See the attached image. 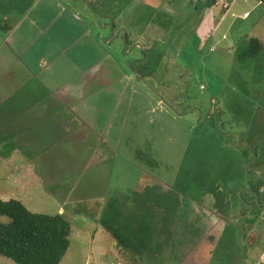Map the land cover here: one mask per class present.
Masks as SVG:
<instances>
[{
    "label": "rangeland",
    "instance_id": "374dc122",
    "mask_svg": "<svg viewBox=\"0 0 264 264\" xmlns=\"http://www.w3.org/2000/svg\"><path fill=\"white\" fill-rule=\"evenodd\" d=\"M32 1L27 0L26 4ZM60 1L69 3V5L77 1L82 17L96 19L92 12L87 11L88 7L81 0ZM102 1L108 6V10L105 11L115 17L117 25L122 29L127 25L131 28V32L141 33V29L135 27L138 26L139 21L142 23L144 18H151V15L143 10L140 13L137 10L134 11L137 5L132 0ZM137 1L143 2L146 0H135V2ZM161 1L168 9L169 0ZM170 1L173 9H175L172 11L174 14L179 15L181 24H184L187 17H200L203 12L200 10L201 6L197 10H193L189 4H187V7L182 6L187 0ZM204 1L202 0V3ZM130 2L132 4L128 8L131 11H124V5ZM235 2V9L232 12H236L237 6L244 5L241 0H234L231 6ZM1 3H3V8L5 5L10 4L8 0H0ZM146 4L157 5V2L147 0ZM190 4L194 6L198 3L193 0ZM251 7L252 5H246L245 9L250 10ZM262 8H259L251 19L242 23L244 32L241 34L237 33L239 22L236 20L237 18L231 16L230 12L224 10L221 6L214 8L212 11L205 10L203 16L210 17L205 24L200 27L196 25L197 29L194 28L193 30L187 27L188 32L183 29L182 39L176 48L177 51L170 48L167 51L168 55L173 56L174 59L177 58L181 66L179 69L186 75L185 78H182L185 81L181 82V87L188 84V92L184 96L193 98L195 95H200V83L206 85L203 90H206L207 93H214L216 90L224 91V96L228 97V106H232L233 115L235 117L243 116L245 122L249 123L248 128L245 129L248 131L249 140H252L250 136L252 133L258 139L257 144L260 141L263 142L258 147L259 159L257 162L253 160L254 162L246 164V161L252 158L251 151L246 150L252 148L250 145L236 144L229 139L221 138L217 134L212 135L206 142L197 137V141L192 142L185 156L184 150L181 151V144L177 143L180 140H176L175 144L169 139L160 142L157 135H151V131L141 133L146 125L147 127H155L163 124L156 120L154 125L145 123L137 133L126 130L122 136L123 141L120 150L114 153L117 159L113 160V163L108 162V166L104 162L107 156L104 155L106 153H103L102 149H100L101 151L84 154V147L81 144L77 147L69 146L71 143L61 147L62 150H60V147H56L57 152H52L50 156H47L49 159L45 164V156L38 157L43 154L42 150H34L36 146H27L25 145L27 143L24 144L23 142L19 144L24 145L25 150L31 147L32 153L28 154L34 155L36 160L27 157L20 147L19 151L14 150L9 156H4L3 153L7 149L15 146L9 145V140L5 141L6 136H9V131L3 128L0 123V198L5 199V201L10 199L21 201L29 210L35 213L65 215L71 222L72 233L69 250L60 264H129L127 258L117 247L116 241L100 226L96 218H93V215L99 216L108 199L119 198L123 200L126 197H131L127 211L133 210L139 214L147 212L146 215L153 214L155 241L160 242L165 247L164 254L155 256L153 253L146 252L138 256V261L140 259L139 262L142 264H209V260H211L210 264H252V250H248V247H242L238 242L228 241L221 243L219 248H209L210 245L204 235L203 219H201L199 213H195V209L193 211L191 207H189V210L187 209L189 201L185 197L189 196L195 201L204 202L210 199L208 194H212L210 189L211 177L214 175V170L220 166H223L219 180L221 182L220 192L217 194L220 202L224 200L229 190L235 191L243 185V176L244 179L245 176L252 177L254 181L259 179L255 175L254 171L256 170L252 169L261 164V158L264 157V8ZM18 9L27 11V9ZM18 9L6 15L8 25L15 24L19 14ZM42 12L43 8L37 6L31 12L30 18L35 19ZM152 13L156 14L153 10ZM52 16H54V12H51L46 19L48 20ZM98 18L96 21H98ZM133 19L135 20L134 23ZM101 20L105 19L99 18L100 22ZM3 21L4 17L0 15V24H3ZM235 21H237V24L231 28ZM31 22L25 20V25L29 26ZM106 22L109 23L110 28L111 21L105 20V24ZM228 25L230 27L227 30ZM118 32L120 31L118 30L116 34ZM0 33L5 39L7 35L5 31L1 30V26ZM25 33H29V31L26 30ZM108 34L109 29L107 28L101 31L102 37L108 36ZM122 34H119L118 40L113 41L114 50L111 51V57L112 59L116 57L122 69L129 73V63L126 64V61H128V58L130 60L132 58L139 59L140 55L138 49L130 51V54L126 51L122 52V45L124 44ZM207 34L210 37L205 41L204 47H201L202 36ZM17 36H20V33ZM193 37L200 41L199 48L192 46ZM251 38L260 41L263 47L262 54L255 60L248 59L246 62H242L238 59V52L242 51L246 42ZM107 39L101 44L99 42L102 48L109 44V41L105 42ZM188 43L189 45H187ZM161 46L164 47V44ZM175 46L176 44L173 49H175ZM107 52L109 53V50ZM109 63H112V60H109ZM2 64L0 71L3 74V70L9 66V62L3 61ZM143 67L140 66L142 69ZM154 74L160 77L159 67ZM177 74L173 79H176ZM51 77L53 82L62 80V78H57L56 74L52 76V72ZM195 79L199 81V84H196ZM23 107V104H19V109ZM56 107L62 109L58 104H56ZM19 109L12 111L8 107L10 114L11 112H17ZM257 114L258 118L256 119ZM78 116L80 117V114ZM84 120L87 124L94 125L95 128L98 127V123L103 124L110 121L107 106L105 107V114L102 110L97 109L96 113L87 112ZM254 121H256V127L252 126ZM177 124H180L175 127L178 128L177 130L189 132L179 122L172 124V127ZM72 129L76 133L80 130V127L75 129L72 127ZM172 130L174 129L172 128ZM170 131L171 129L166 128L163 134L170 136ZM259 135L263 138L260 139ZM73 136H75L74 133ZM177 136L180 137V134L177 133ZM104 137L101 136V138ZM51 138L52 145L55 146L56 144L53 143L55 138L59 139V142L64 139L63 135L58 133H54ZM101 138L96 136L95 141L100 142ZM108 141L111 142L110 139ZM225 142L229 143L230 146H226L222 151L216 150V147L219 148ZM161 145L165 147H161ZM114 146L116 145L114 144ZM85 149L89 148L86 147ZM94 149L95 146L91 148V150ZM97 154L101 155L100 159L96 157ZM90 156L92 157L89 158ZM200 157V160L195 161V158ZM212 157L217 158V160L209 163L208 161ZM87 159L90 162L86 167L83 164ZM217 161L221 165L216 164ZM250 166L253 167L249 169ZM190 175L195 177L192 180L185 179ZM160 181L167 183L171 188L175 186L179 193L172 194V197H163L161 191L156 188V186L160 188ZM163 190H165V193L172 191L168 188ZM132 199H134L135 205ZM236 204L241 206L240 201H236ZM60 210L62 213H59ZM0 223L8 224L9 219L0 216ZM243 248L248 251V259L245 258ZM260 248L263 249H261V254L258 257L255 256V262L264 264L263 242ZM193 250L194 252H192ZM133 260L131 258V261ZM0 264L16 263L0 255Z\"/></svg>",
    "mask_w": 264,
    "mask_h": 264
},
{
    "label": "flooded vegetation",
    "instance_id": "af4514ba",
    "mask_svg": "<svg viewBox=\"0 0 264 264\" xmlns=\"http://www.w3.org/2000/svg\"><path fill=\"white\" fill-rule=\"evenodd\" d=\"M89 1L93 6L94 12L97 13V15L95 14L97 18L108 20L110 16L114 24L113 28H109L110 25L108 22H106V24L105 20H101L100 22L98 18V25L101 26L104 24V28L109 29L108 36L104 37V39L101 38V42L103 43L107 38L105 42L110 40L114 41L115 39L118 40L119 34L123 33L122 35L124 37L125 32L126 43L122 45V52L126 51L130 54V51L138 49L140 55L139 59L132 58L130 60L128 58V61H126V64L129 63V73L124 69L129 78L127 81L128 95L126 94L125 98L119 104H116L119 97L114 95L108 107L110 121L104 122L103 124L101 123L97 128L91 129L90 131L97 133L98 137L104 136L108 132L110 136L115 139L116 146L112 147L115 150H119L123 139L122 136L126 130H129V132L132 130L134 133H137L145 123L154 125L156 120H159V123H163L161 126L147 127L146 125L141 133L151 131V135H157L160 142L169 139V141L175 144L176 140H180V142L177 143L181 144V151L184 150L183 153L185 156L192 142L197 141V137L203 142H206L212 135L217 134L221 138L229 139L233 143H239L240 145L246 144L252 147L246 149L252 153V158L247 160L246 164L253 160L255 162L258 161V147L263 142L260 141V143L257 144L256 141L258 139H256V136L252 133L250 135L252 140H249L248 131L245 130L248 128L249 123L245 122L243 116L235 117L233 115L232 106H228V97L224 96V91L216 90L214 93H207L206 90H203L206 85L203 83L199 84V81L195 79L196 84H199L200 95L187 98L184 94L188 92V84L181 87V82L185 81L182 80V78H185L186 75L179 69L181 66L177 58L174 59L173 56L167 53L169 48L173 51H177L176 48L182 39L181 35L183 29L188 32L187 27L193 30L197 26L200 27L203 25L204 16L202 14H200V17H187L184 20V24H181L179 15L174 14L172 11L175 9H173L170 0L168 9H166L161 0H155L157 5H147V0L143 1L144 3L132 0V2L137 5L134 11L137 10L140 13L143 10L145 13L147 12L151 15L150 19L144 18V21L142 23L139 21L138 26L135 27H139L141 33H134V31L131 32V28L127 25L126 27L124 26L123 29L117 25L114 19L115 17L104 14V1ZM130 4L132 3L130 2L126 5V10L131 11L128 8L131 6ZM187 4H189V2L185 1L182 6L187 7ZM190 6L195 10V6ZM152 10L156 12V14H153ZM108 21L110 22V20ZM134 22L135 20L133 19V23ZM118 30L120 32L116 34ZM194 37L191 41L192 46L199 48L200 41L196 40ZM209 37V34L202 36L201 47H204V43ZM196 38L198 39L197 36ZM113 44L112 42L110 46H113ZM125 44L127 45L126 47ZM162 44H164V47L161 46ZM175 44V49H173ZM187 45H189V43ZM140 66H144L143 69L140 68ZM158 67L160 68V77L154 74ZM168 73H170L169 76L171 79ZM176 74V79H173ZM117 80L116 72L114 81ZM104 82L105 78L101 72L98 75V81L95 87L97 86V88L102 91ZM118 84L114 85L115 87L113 88L116 94V86ZM79 94L80 96L82 94L80 90ZM100 109L105 114L104 105ZM90 112L94 113L93 110H90ZM257 118L258 114L256 119ZM178 122L182 123L190 133L180 129L177 130L178 128L175 127L180 124L172 127V124ZM106 124L107 127L105 130ZM252 126L256 127V121H254ZM166 128L171 129L170 136L163 134ZM172 128L174 130H172ZM177 133L180 134V137L177 136ZM259 136L260 139L263 138L261 135ZM226 146L229 147V143L225 142L221 144L219 148L216 147V150L222 151ZM161 147L165 146L161 145ZM200 159L201 157L195 158V161ZM216 160L217 158L212 157L208 162L211 163ZM261 160L262 163L252 169L256 170L254 172L259 179L254 181L252 177L245 176L244 179L243 176V185L235 189V191L229 190L222 202L219 201L217 194L220 192L219 186H221V182H219V180L220 175H222L223 166L215 169L214 175L211 177L210 189L212 194H208L210 199L204 202L200 200L195 201L189 196L185 197V199L189 201L187 209L189 210V207H191L192 211L195 209V213H199V216L203 219L204 235L208 241L207 243L210 245L209 248H219L221 243H226L228 241L238 242L242 247H248V250H252V264H257L255 262V256L258 257V255L261 254L260 251L263 248H260V245L262 242L264 243V157H262ZM216 164H220V162L217 161ZM252 167L253 166H250L249 169ZM193 177L195 176L190 175L185 179L192 180ZM260 182L263 183L261 187H259ZM164 183L160 181V188L156 186L157 190L161 191L163 197H172V194L179 193V191L175 189V186L171 188L170 185ZM164 188H168V190L172 189V191H167L165 193V190H163ZM236 201H240L241 206H238ZM192 252H194V250ZM243 252L245 258H247L248 251L246 248H243ZM210 262L211 260H209V264Z\"/></svg>",
    "mask_w": 264,
    "mask_h": 264
},
{
    "label": "crops",
    "instance_id": "0c3cea01",
    "mask_svg": "<svg viewBox=\"0 0 264 264\" xmlns=\"http://www.w3.org/2000/svg\"><path fill=\"white\" fill-rule=\"evenodd\" d=\"M26 1L8 0L10 4L8 3L9 5H5L4 8L3 3L0 4V15L4 17L2 25H8L6 15L13 10L20 8L28 11L18 9L17 20L6 32L5 39L0 33V66H3V61L9 62L8 68L3 70V74L0 71L1 126L9 131V135H12V140L16 144L23 142L27 143L25 144L27 146H36L34 150L41 149L43 154L38 157L45 156V164L49 159L47 156H50L52 152H57L56 147H60L62 150L61 147L68 143H71L69 146L75 147L81 144L84 147V154L101 151L99 149L101 143L115 150L112 147L115 140H112L113 138L108 132L107 135L105 134L107 137L99 136L100 142L95 141L98 134L90 131L95 126L87 124L84 120L86 113L90 110L96 113L97 109L103 107L104 104V108L106 106L108 108L114 95L119 97L116 104H119L126 94L128 95L127 81L129 78L120 63L117 62L116 57L113 59L111 57L114 47L107 44L102 48L99 45V42L101 44V40L106 37L101 35V31L106 29L104 24L98 25L97 16L95 20L82 17L77 1L71 5L60 0H37L36 2L33 0L29 4H26ZM241 1L244 2V5L237 6L236 12H232L236 2L232 6L231 2L230 8L227 10L231 16L236 15L235 19L237 18L236 20L239 22L237 33L240 34L244 32L242 23L251 19L259 8H264V5L257 0H250L247 3L245 0ZM81 2L84 3L82 0ZM245 4L252 5L251 9L246 10ZM37 6L43 8V12L39 17L31 19V12ZM217 7L219 6L206 8V10L212 11ZM104 8L108 10L105 3ZM87 11L91 13L89 8ZM51 12H54V16L47 20L46 18ZM246 13L248 17L243 18ZM104 14L109 15L107 11ZM207 17H204L202 24H205L210 18ZM25 20L31 22L29 26L25 25ZM236 24L237 21L231 28ZM26 30L29 33L24 34ZM18 33L20 36H17ZM109 60H112V63H109ZM51 72L52 76L56 74V77L62 78V80L53 82ZM101 72L105 78L102 91L97 86L95 87ZM116 72L118 80L114 81ZM116 84H118L116 86L117 94L113 89ZM79 90L82 93L81 96ZM19 104H23L24 107L19 109ZM56 104L60 105L62 109L56 107ZM8 107L12 111L19 110L10 114ZM72 127L74 129L80 127V130L75 133ZM80 132L83 134L81 135ZM54 133L64 137L60 142L55 138L53 143L56 146L52 145L51 137ZM73 133L75 136L72 137ZM109 139L111 142L108 141ZM94 146L95 149L91 150ZM86 147L89 149H85ZM30 148H28L29 152L32 151ZM96 157L100 159L101 155L97 154ZM34 158L36 157L34 156ZM34 158L33 160H36ZM88 159L85 160L83 166H88L87 164L90 162ZM59 213L62 211L60 210Z\"/></svg>",
    "mask_w": 264,
    "mask_h": 264
},
{
    "label": "trees",
    "instance_id": "16d2710c",
    "mask_svg": "<svg viewBox=\"0 0 264 264\" xmlns=\"http://www.w3.org/2000/svg\"><path fill=\"white\" fill-rule=\"evenodd\" d=\"M189 1V5L193 0ZM264 4V0H260ZM195 10L201 6L203 15L206 8L215 4L216 0L196 1ZM124 11L126 5H124ZM122 10V11H123ZM115 19V18H114ZM1 30L7 32L10 25H2ZM4 26V27H3ZM263 47L256 38L249 39L242 51L238 54V59L242 62L255 60L262 54ZM100 109V108H98ZM101 110V109H100ZM101 123H99L100 125ZM9 145L15 146L7 149L3 154L9 156L14 150L26 153L27 157L33 159L34 155H29L24 145L16 144L12 140V135L6 136ZM104 150L107 156L105 164L113 163L117 158L115 152L110 147L101 143L99 149ZM114 154V155H113ZM110 155V157H109ZM112 167V165H111ZM109 168V167H108ZM113 169V168H112ZM263 186L260 182L259 187ZM134 199H132L133 201ZM131 197L123 200L110 198L106 202L105 208L99 216L93 215L100 226L116 241L117 247L124 254L129 264H142L138 256L143 253H153L155 256L164 252L161 243L155 241L153 214L147 212L139 214L133 210H128ZM135 205V201H133ZM101 208V206H100ZM0 216L9 219L8 224L0 223V255L14 261L16 264H60L63 257L69 250L70 237L72 233L71 222L64 214L48 215L35 213L28 209L21 201L0 198ZM131 258L134 259L131 261ZM131 261V262H130Z\"/></svg>",
    "mask_w": 264,
    "mask_h": 264
},
{
    "label": "water",
    "instance_id": "95a60500",
    "mask_svg": "<svg viewBox=\"0 0 264 264\" xmlns=\"http://www.w3.org/2000/svg\"><path fill=\"white\" fill-rule=\"evenodd\" d=\"M84 1V3L87 5V7L90 9V11L95 15H97V13H95L94 12V10H93V7H92V5H91V3L88 1V0H83ZM109 19L108 20H110L111 21V28H113V26H114V24H113V21L111 20V17H108ZM108 42V41H107ZM113 42V40H110L109 41V44H111ZM124 43H126V38H125V32H124ZM127 45L125 44V47H126ZM128 55V54H127Z\"/></svg>",
    "mask_w": 264,
    "mask_h": 264
},
{
    "label": "built area",
    "instance_id": "2783aa9c",
    "mask_svg": "<svg viewBox=\"0 0 264 264\" xmlns=\"http://www.w3.org/2000/svg\"><path fill=\"white\" fill-rule=\"evenodd\" d=\"M258 1H259V3L263 4V2H261L260 0H258ZM216 4L221 5L225 9H227L229 7V2L227 0H216ZM247 17H248L247 13L243 15V18H247Z\"/></svg>",
    "mask_w": 264,
    "mask_h": 264
},
{
    "label": "clouds",
    "instance_id": "9594fccd",
    "mask_svg": "<svg viewBox=\"0 0 264 264\" xmlns=\"http://www.w3.org/2000/svg\"><path fill=\"white\" fill-rule=\"evenodd\" d=\"M228 2H229V7L227 8V9H225V8H223L221 5H217L216 4V2H215V4L214 5H212L211 7H213V6H221L224 10H228L229 8H230V3L232 2V0H227ZM250 0H245V3H247V2H249ZM257 2H259L258 0H257ZM93 7V6H92ZM90 10V9H89ZM94 10V9H93ZM233 17H236V15L235 14H233L232 15Z\"/></svg>",
    "mask_w": 264,
    "mask_h": 264
}]
</instances>
